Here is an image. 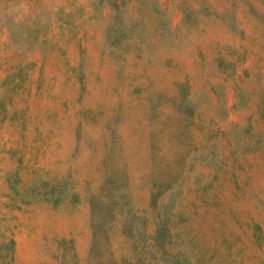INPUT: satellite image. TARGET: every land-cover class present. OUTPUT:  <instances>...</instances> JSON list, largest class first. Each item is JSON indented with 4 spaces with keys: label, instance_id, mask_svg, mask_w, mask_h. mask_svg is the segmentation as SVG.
I'll return each instance as SVG.
<instances>
[{
    "label": "rangeland",
    "instance_id": "374dc122",
    "mask_svg": "<svg viewBox=\"0 0 264 264\" xmlns=\"http://www.w3.org/2000/svg\"><path fill=\"white\" fill-rule=\"evenodd\" d=\"M0 264H264V0H0Z\"/></svg>",
    "mask_w": 264,
    "mask_h": 264
}]
</instances>
